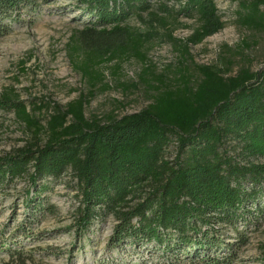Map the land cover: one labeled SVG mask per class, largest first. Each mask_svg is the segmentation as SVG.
I'll return each mask as SVG.
<instances>
[{"label": "trees", "instance_id": "obj_1", "mask_svg": "<svg viewBox=\"0 0 264 264\" xmlns=\"http://www.w3.org/2000/svg\"><path fill=\"white\" fill-rule=\"evenodd\" d=\"M177 1L178 9L169 0H79L78 9L93 20L69 49L89 91L55 107L46 125L24 101L2 95L0 110L13 112L34 141L0 159V186L27 177L34 189L23 202L32 212L42 211L50 206L41 196L46 182L70 173L81 196L82 229L113 214V246L163 251V262L155 264H233V244L217 225L234 228L244 241L238 223L253 205L264 212V68L227 75L218 65H197L199 76L193 77L182 58L175 77L152 81L145 66L141 79L153 90L145 108L107 121L85 113L98 85L111 88L103 63L124 54L146 60L144 44L153 35L135 31L126 23L130 17L147 12L164 23L174 16L196 18L190 38L195 44L224 27L216 0ZM39 4L0 0V32L8 30L5 19ZM243 7L244 24L263 28L264 0ZM112 69L118 72L121 64ZM172 144L177 152L169 159ZM0 264L44 263L20 244L8 247Z\"/></svg>", "mask_w": 264, "mask_h": 264}, {"label": "rangeland", "instance_id": "obj_2", "mask_svg": "<svg viewBox=\"0 0 264 264\" xmlns=\"http://www.w3.org/2000/svg\"><path fill=\"white\" fill-rule=\"evenodd\" d=\"M250 1L216 0L225 25L198 44L190 40L198 26L196 18L174 16L164 23L152 20L147 12L142 18L130 17L126 23L135 31L153 35L144 44L146 60L124 54L103 63L100 67L111 88L103 90L98 85L85 107L86 117L107 121L112 116L122 117L145 108L153 94L141 79L145 66L149 69L146 76L152 81L155 77H175L182 58L193 77L199 76L197 65L215 64L227 75L242 67L264 68V27L247 26L242 20L243 2ZM169 4L179 8L177 0H169ZM78 5L79 0H40L35 10L25 8L21 16L5 19L8 30L0 32V98L9 93L24 101L44 125L55 107L89 91L72 63L69 49L73 37L93 20ZM116 63L121 64V69L113 72ZM31 137V130L13 112L0 110V159L16 154L34 141ZM41 138L44 143V135ZM169 149L168 158L173 159L176 144ZM46 183L48 188L41 196L50 206L36 212L27 209L23 202L28 190L34 189L27 177L0 186V259L6 257L8 247L22 244L44 264L163 262L159 257L163 251L126 243L113 246L111 238L118 223L113 214L82 229L78 224L81 196L70 173ZM251 209L252 214L245 216L247 220L238 223L244 241L238 240L239 233L234 228L217 225L223 239L233 244V264H264V212H258L256 205Z\"/></svg>", "mask_w": 264, "mask_h": 264}]
</instances>
